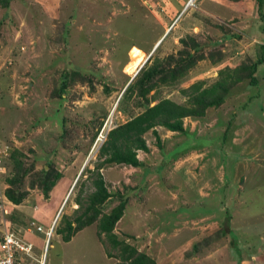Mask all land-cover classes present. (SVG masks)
Returning a JSON list of instances; mask_svg holds the SVG:
<instances>
[{
	"label": "rangeland",
	"instance_id": "1",
	"mask_svg": "<svg viewBox=\"0 0 264 264\" xmlns=\"http://www.w3.org/2000/svg\"><path fill=\"white\" fill-rule=\"evenodd\" d=\"M0 32V137L11 154L27 156L26 164L42 170L53 162L63 174L48 199L36 189L15 206L5 194L12 160L3 166L0 238L13 216L46 264H115L107 252L116 251L106 237L100 240L96 224L69 243L49 231L55 217L58 227L64 215L78 214L80 195L95 191L90 170L105 159L100 148L111 129L129 120L117 109L127 86L156 50L160 56L179 50L187 34L198 36L205 56L222 51L223 60L201 62L179 85L161 87L162 98L183 103L182 88L199 80L211 85L220 69L246 58L262 60L264 6L258 0H12L9 8L0 6ZM138 49L145 60L130 72ZM70 66L95 75V91L76 83L51 98ZM256 78L257 85H240L205 118L185 119V132L157 127L145 134L142 167L102 170L108 189L130 199L115 233L156 264H264V63ZM65 130L75 137L65 138ZM33 222L29 234L24 224Z\"/></svg>",
	"mask_w": 264,
	"mask_h": 264
},
{
	"label": "trees",
	"instance_id": "2",
	"mask_svg": "<svg viewBox=\"0 0 264 264\" xmlns=\"http://www.w3.org/2000/svg\"><path fill=\"white\" fill-rule=\"evenodd\" d=\"M11 1L0 0V6L9 8ZM258 3L259 7L264 6V0H258ZM204 21L214 28L224 30V26L210 18H204ZM197 37L187 34L186 37L180 39L179 50H171L164 56H160V52L156 50L127 86L119 100L117 109L122 114H127L129 120L111 129L100 148L99 156L100 158L105 157V159L94 170H90L95 176L93 181L95 191L89 194L86 199L80 195L77 198L78 214L74 218L64 215L56 228L55 233L62 237L63 242H71L78 233L96 224L100 240L104 242L103 237H106L112 250L116 251V253L107 252L109 258L116 260L115 264H156V261L149 255L139 252L135 246L121 239L115 233L116 226L123 218L130 199L125 193H113L108 189L106 180L101 173L102 170L111 164L127 165L134 168L142 167L144 163L139 160L138 152H149L144 139L145 134L151 130L155 131L157 127L166 128L175 133L185 132V119L205 118L210 109L220 108L226 103L237 92L236 89L240 85L248 84V82L251 86L257 85L256 74L259 66L264 63V57L257 62L246 58V61L238 66H226L219 70V79L215 83L207 85L206 81L199 80L182 88L181 95L186 98L183 103L162 98L161 87L179 85L197 69L201 62L209 61L211 65L222 62L223 52L215 51L205 56ZM1 38L0 32V40ZM61 76L59 84L53 87L51 98H61L63 92L76 83H86L91 91H95L93 81L95 75L92 73L85 74L70 66L69 70L62 73ZM106 90L110 91L109 86H106ZM106 118L107 116H104L103 119L95 123V125L97 124L96 131L92 133L90 143H93L98 137ZM64 137L72 139L75 136L65 130ZM157 137L159 139V136ZM11 160L13 163L12 174L6 180L8 188L5 194L8 201L15 206L22 205L29 198L31 191L36 189L48 199L52 189L63 176L53 162H49L42 170H37L34 164H26L27 156L21 152L12 153ZM26 182H28V188H26ZM115 200L118 203L108 212L109 205ZM10 222L11 228L22 235L20 224L23 221L14 219L12 216ZM24 225L27 228L28 225ZM218 234L225 233L221 230ZM232 245L235 244L232 243ZM199 247L202 245H195L194 251H197Z\"/></svg>",
	"mask_w": 264,
	"mask_h": 264
},
{
	"label": "built area",
	"instance_id": "3",
	"mask_svg": "<svg viewBox=\"0 0 264 264\" xmlns=\"http://www.w3.org/2000/svg\"><path fill=\"white\" fill-rule=\"evenodd\" d=\"M10 151L0 137V171H7V166H3L11 159ZM4 214H8L6 209ZM5 226L0 239V264H46L44 256L42 258L34 256V247L31 243L17 236L6 224Z\"/></svg>",
	"mask_w": 264,
	"mask_h": 264
},
{
	"label": "clouds",
	"instance_id": "4",
	"mask_svg": "<svg viewBox=\"0 0 264 264\" xmlns=\"http://www.w3.org/2000/svg\"><path fill=\"white\" fill-rule=\"evenodd\" d=\"M187 7H189V5L187 6ZM109 133V132H108ZM6 206H7V204H6ZM62 207V206H61ZM34 209H36V207H34ZM9 214V213H8ZM57 218V217H56ZM59 219V218H58ZM58 219H55V221L53 222V225H52V228L50 229V231H49V236L50 237H53V231H55L56 230V228H57V226L55 227V225H57V222H58ZM6 225H7V227H9L10 228V230L12 231V232H14L17 236H19L20 238H22V239H24V240H26L25 239V237H24V235L22 234H19V233H17V232H15L12 228H11V224L9 225L8 223H5ZM34 222L33 223H30L29 224V226H27V228H25V231L27 232V233H31L32 231H33V228H34ZM28 229H30V230H28ZM56 232V231H55ZM82 232V231H81ZM2 233H3V231H2ZM1 236H2V234H1ZM29 243H31V242H29ZM32 244V243H31ZM33 245V244H32ZM33 247H34V245H33ZM40 258V257H39Z\"/></svg>",
	"mask_w": 264,
	"mask_h": 264
},
{
	"label": "bare ground",
	"instance_id": "5",
	"mask_svg": "<svg viewBox=\"0 0 264 264\" xmlns=\"http://www.w3.org/2000/svg\"><path fill=\"white\" fill-rule=\"evenodd\" d=\"M133 55L135 57L132 60L131 64L127 67L130 72L132 69L138 68V66H140L145 60V53L142 50H137L135 53H133Z\"/></svg>",
	"mask_w": 264,
	"mask_h": 264
},
{
	"label": "water",
	"instance_id": "6",
	"mask_svg": "<svg viewBox=\"0 0 264 264\" xmlns=\"http://www.w3.org/2000/svg\"><path fill=\"white\" fill-rule=\"evenodd\" d=\"M147 61H148V60H147ZM147 61H146V62H147ZM146 62H145V64H146ZM145 64H143V66H144ZM143 66H142L140 69H142V68H143ZM138 73H139V72H138Z\"/></svg>",
	"mask_w": 264,
	"mask_h": 264
},
{
	"label": "crops",
	"instance_id": "7",
	"mask_svg": "<svg viewBox=\"0 0 264 264\" xmlns=\"http://www.w3.org/2000/svg\"><path fill=\"white\" fill-rule=\"evenodd\" d=\"M138 50H140V49H138ZM55 219H56V217L54 218V221H55ZM54 221H53V222H54Z\"/></svg>",
	"mask_w": 264,
	"mask_h": 264
}]
</instances>
